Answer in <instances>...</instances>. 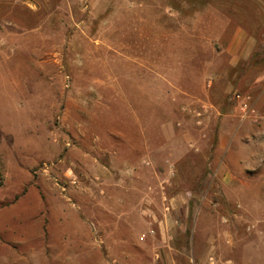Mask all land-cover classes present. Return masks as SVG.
I'll return each mask as SVG.
<instances>
[{"label":"rangeland","instance_id":"obj_1","mask_svg":"<svg viewBox=\"0 0 264 264\" xmlns=\"http://www.w3.org/2000/svg\"><path fill=\"white\" fill-rule=\"evenodd\" d=\"M1 31L0 264H264L214 175L264 0H0Z\"/></svg>","mask_w":264,"mask_h":264},{"label":"crops","instance_id":"obj_2","mask_svg":"<svg viewBox=\"0 0 264 264\" xmlns=\"http://www.w3.org/2000/svg\"><path fill=\"white\" fill-rule=\"evenodd\" d=\"M4 33L0 32V41ZM237 55L232 65L248 61L256 50L257 40L245 30L238 29L233 37ZM243 88L251 94L261 115L259 124L225 121L222 127V156L218 159L214 175L221 183L217 195L228 199L230 212L236 221L252 219L257 237L264 240V73ZM236 153V157L232 154ZM247 198H250L247 200ZM242 214V215H240ZM264 244V243H262ZM264 259V254L261 256Z\"/></svg>","mask_w":264,"mask_h":264},{"label":"built area","instance_id":"obj_3","mask_svg":"<svg viewBox=\"0 0 264 264\" xmlns=\"http://www.w3.org/2000/svg\"><path fill=\"white\" fill-rule=\"evenodd\" d=\"M233 104L234 110L239 121L250 122L252 124H259L261 115L255 105L254 98L251 94L235 91L229 98Z\"/></svg>","mask_w":264,"mask_h":264}]
</instances>
